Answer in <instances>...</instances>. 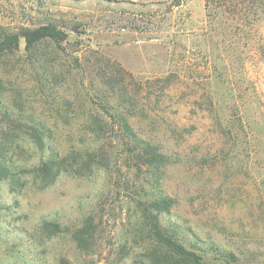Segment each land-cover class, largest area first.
I'll return each instance as SVG.
<instances>
[{
	"label": "rangeland",
	"instance_id": "374dc122",
	"mask_svg": "<svg viewBox=\"0 0 264 264\" xmlns=\"http://www.w3.org/2000/svg\"><path fill=\"white\" fill-rule=\"evenodd\" d=\"M175 2L0 0V33L54 23L68 34L62 48L43 44L35 55L21 40L0 62L1 109L47 127L54 150L96 146L102 139L81 132L106 90L139 134L179 152L163 168L165 189L181 199L175 212L236 257L209 251L202 264H264V12L253 28H226L205 0ZM17 124L0 114V127ZM40 154L30 143L12 158L26 167ZM143 176L145 167L119 191L105 167L42 187L22 174L0 179V264H145L150 240L132 199ZM86 225L80 248L72 233Z\"/></svg>",
	"mask_w": 264,
	"mask_h": 264
},
{
	"label": "trees",
	"instance_id": "16d2710c",
	"mask_svg": "<svg viewBox=\"0 0 264 264\" xmlns=\"http://www.w3.org/2000/svg\"><path fill=\"white\" fill-rule=\"evenodd\" d=\"M181 3L182 0H176L173 6ZM205 8L212 20L224 19L226 28L233 25L253 28L261 20L264 0H205ZM67 38L68 34L54 23H42L35 27L22 26L15 32H2L0 62L6 57L16 55L21 40L25 52L35 55L43 44L51 45L55 50L62 48V43L67 41ZM4 90L5 84L0 77V102ZM101 91L97 89L98 93H103L100 96L101 102L96 105L95 112L87 118L86 129L81 132V141L90 139L93 142L102 139L101 145L96 146L73 145L68 150H54L46 140L52 133L47 127L39 125L33 118L26 120L20 114L14 116L6 108L2 110L3 106H0V114L6 122H18L17 125L0 127V179L9 178L18 182L22 174L24 181L31 179V182L42 187L53 181L61 172L74 169L83 174L105 167L111 170L114 176H118V179H114V187L119 191L122 187L131 188L138 172L145 167L148 176H143L144 183L138 182V188L143 194L140 191L132 193V199L136 202L134 212L138 214L137 220L150 240V246L145 252V264H202L205 254L209 251L217 252L218 258L235 260L234 254L220 250L209 236L201 237L199 225L191 224V220H186L175 212L181 199L165 189L163 168L171 161H176L175 157L179 152H173L171 146L160 147L139 134L126 113L128 106L124 108L123 101L111 102L106 90ZM108 131L114 133V140L109 144L106 142ZM226 132L233 139L229 125ZM30 143L41 153L40 157L30 166L17 165L12 158L14 150H25L26 144ZM47 149H50V152H47ZM216 155L219 159L225 157L223 150H218ZM201 160L207 162L206 157ZM173 212L176 221L165 224L162 219L164 214ZM47 224L57 226L56 223ZM87 232L86 225L72 233V239L78 247L84 248L87 245Z\"/></svg>",
	"mask_w": 264,
	"mask_h": 264
}]
</instances>
